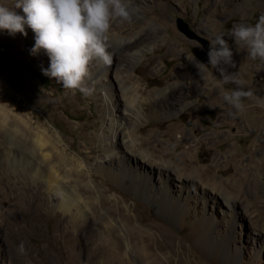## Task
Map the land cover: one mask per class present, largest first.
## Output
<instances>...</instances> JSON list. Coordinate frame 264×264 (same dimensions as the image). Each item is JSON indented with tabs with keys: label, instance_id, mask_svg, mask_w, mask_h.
<instances>
[{
	"label": "rangeland",
	"instance_id": "374dc122",
	"mask_svg": "<svg viewBox=\"0 0 264 264\" xmlns=\"http://www.w3.org/2000/svg\"><path fill=\"white\" fill-rule=\"evenodd\" d=\"M163 1L166 3L161 1L145 9L142 19L127 11V19L111 21L115 29L107 34L113 35L121 29L120 34L128 37L140 28H149L143 22L146 20L144 18L150 22L155 20L158 24L155 25L157 31L150 28L145 31L149 33L147 40L140 39L141 43L150 44V48L141 53V58L133 64L131 61H120L118 54L111 56L107 70L98 72L100 83L106 85V89L99 88L95 93L96 88L89 81L92 92L87 96L78 90L65 89L53 78L42 74L41 68L49 66V59L44 52L30 54L34 44L31 29H26L27 36L17 33L11 37L6 32L0 33L1 104L11 112L14 109L20 122L32 118L33 127L41 124L47 126L59 148H64L69 156L77 159L70 165V175L80 183L71 182L70 187L77 190L89 206L88 218L77 217L74 212H67L66 215L64 211L62 213L51 207L52 190L46 184L30 178L23 170L15 174L7 169L1 152L10 147L9 131L20 128L17 123L8 120L6 128L0 127V264H151L154 258L162 260L164 264H264V233L260 232L264 212L259 209L257 214L263 215L255 217L256 222L246 221L243 213L244 219L237 215L230 223L227 220L230 219L229 211L224 210L222 198L219 203L213 201L212 196L206 199L201 193H181L177 179H174L177 184L176 187L172 185V191L175 200L180 198L181 193L188 212L158 206L143 193L141 186L117 182L88 166H81L85 175H79L78 159L91 166L104 152L101 134L109 104L103 93H107V86L112 87L117 108L121 107L123 97L118 81L126 73L131 79L134 76L132 81L146 88L142 90L143 97H147L148 91L153 89L168 88V92L172 93L173 108L167 115L141 116L138 118L140 121L146 118L149 121L140 125L136 123L128 130V135L134 134L137 152L150 155L157 161L178 165L181 152L191 151L190 160L193 163L190 167L196 166L203 173L206 171L208 178H213L211 182L220 179L221 190L233 196L236 194L235 186L230 188L226 184L239 182V172L244 170L247 180L243 182L242 193L248 201H239L240 208H243L240 213L264 206V170L260 172L255 169L257 162H264V62L250 59L246 49L237 47L228 37L234 25L240 22L254 24L260 15H264V0ZM15 3L16 0H0V5L9 8L14 7ZM15 11L23 14L21 9ZM220 32L226 35L225 39L233 49L236 66L228 71L238 83L222 84L219 73L210 65L199 70L195 66V58L207 64L210 44ZM98 61L95 59L91 64L98 65ZM237 87L251 93L243 98L245 110L242 111H237L223 99L225 92ZM228 105L232 108L231 112L227 110ZM104 137L105 140L111 139V132L108 131ZM212 139H216V142ZM19 140L17 137L13 141L19 144ZM31 143L33 145L34 140ZM26 145L25 149L28 148ZM51 147L55 148L54 145ZM117 148H121L120 143ZM246 162L251 163L247 169L244 168ZM146 166L148 169L152 167L148 162ZM238 168H242L241 171ZM190 170L194 171L193 168ZM174 177L176 175L173 173L171 178ZM152 178L150 191H155L159 185V175L153 172ZM86 181L93 186L89 192L80 189V184ZM99 190L98 200L99 192L96 191ZM212 195L215 196V193ZM253 201L258 206L251 207L255 203ZM125 213L130 215L129 219L125 218ZM205 217L210 218L211 222H202ZM191 220L200 224L198 235L190 225ZM209 229L213 230L211 239L206 237ZM108 240V246L112 247H117L120 242L121 250L114 254L106 249L105 242ZM180 256L185 260H180Z\"/></svg>",
	"mask_w": 264,
	"mask_h": 264
},
{
	"label": "bare ground",
	"instance_id": "6f19581e",
	"mask_svg": "<svg viewBox=\"0 0 264 264\" xmlns=\"http://www.w3.org/2000/svg\"><path fill=\"white\" fill-rule=\"evenodd\" d=\"M161 1L164 2L163 0H161ZM161 1L160 0H125V4H126V7H127V11H130L131 14L134 17H138L139 19H142L144 17L145 9H149V8H151L153 6H156ZM195 1H196V3L198 2V0H195ZM240 1H242V0H240ZM247 1H249V2H261L262 0H247ZM164 3H166V2H164ZM205 4H207V3H205ZM218 5H219V3H218ZM258 5H260V4H258ZM215 10H216V8L213 9L214 13H215ZM151 12H152V10H151ZM209 12L213 13L212 11H209ZM211 16H213V15H211ZM114 19H119V17H116ZM144 19H146V20H144L143 22H145V23H147L149 25V28L151 29V31H157V27H155V25H157L158 23L155 20L150 22L149 19H147V18H144ZM127 22H129V21H127ZM128 28H131V27H128ZM111 29H115V26H113L112 24H111L109 30H111ZM147 30H145L144 28H140L138 31H136V33L134 32L135 34H132L131 37L130 36L128 37L126 35L124 36V35L120 34L121 31H123L121 29H118L117 30L118 33H115L113 35L107 34L108 38H107L106 42H107V45H108L109 53L113 57L118 54V58L120 59V61H122V62L124 61V63L130 62V61L133 64L136 63L135 61H138L141 58V53L145 49L150 48V44H148L149 42L148 43H141V41H140L141 38L146 39V35L149 34V33L145 32ZM125 32L130 33V31H128L127 29H125ZM42 52L43 51H41V53ZM182 60H184V59H182ZM98 63H99L98 65L96 63L95 64L92 63L90 65L91 79L89 81L92 84V86H94L96 88L95 89V93H98V91L101 88H105L106 87V85L103 86V84L100 83V75H98V72L102 73V71L107 70V66L109 65V64L108 65L105 64L101 60H99ZM201 71H204V70L202 69ZM201 71H199V72H201ZM261 72H263V70ZM201 73H203V72H201ZM205 73L208 74V72H205ZM197 75H199V74H197ZM186 76L187 75H185V78H186ZM132 80H134V76H132V79H131V76H127V74L125 73L123 75V77L120 78V82L118 81L120 90L122 92V97H123V105L121 107H119V108H117V104L114 101L115 99L113 97L114 93H113L112 87L107 86V93H103V94L105 95V99L108 101L109 106H108L107 115H106V117L104 119V125H103V129H102L104 135L101 134V140H103L102 142H103V144L105 146L104 147V152L100 154V156L97 158L95 164L91 165V166L87 165V163L84 164L83 163L84 161H80L78 159L79 166L80 167L81 166L83 167L84 165L86 167L88 166L90 169H95L98 172L103 173L108 178H111L112 180H115L117 182H121V181L122 182H127L130 186L139 185V186H141L143 193L151 201L156 203L158 206H162L163 208H169V209L175 208V209H177L179 211L182 210L184 212H188L189 209L187 208L186 200L185 199L182 200V198H181V193L187 191L189 193L190 192H194L196 194L197 193L198 194L201 193L202 196L206 197V199H207L208 196H212L211 199L213 201L219 202V203H220L219 199L222 198L224 200L223 203L225 205V209L224 210L229 211L228 215H229L230 219H227V220L230 223L233 222V220L237 217V215L241 216V219H244L242 217L243 213H245V215H246L245 216V220L246 221H251V222L258 221V220L255 219V217L258 216L260 218V217H262L263 214H257V210L259 209L261 212H264V206L263 205L262 206H258V203L255 202V201H253L255 203H252V206L251 205L250 206L253 207V208L258 206V207H256V209H254V210H252L250 212H249V209H246V212L245 211H241V213H240V209L241 208H240V202L239 201H241V200L243 202H247L248 201L247 197H244V194L242 193L243 192V182L247 180V176L243 173L244 170H242L243 172H239V173H241V174H239L240 177H241L239 182L235 181V182L232 183V185H231L230 182L228 184H226V185L230 186V188L235 186L234 190L236 191V194L233 196L232 194H227V193H225V192H223L221 190L222 189V186H221L222 183L221 184L219 183L220 179L218 180V178H217L216 180H214V182H211V178L212 177L208 178V176L205 174V172H206L205 170H204L205 172L203 173L196 166L190 167L192 165V163H193L190 160L192 158V152L191 151L181 152L182 158L180 157V162L178 163V165H174V164L168 163V162L165 163L164 160L163 161H161V160L157 161L155 159H152L153 157L150 158V155H147V154H144V153H141V152H137L136 146L138 144L136 143V140L134 138V134L131 133V134L128 135L127 134L128 130H130L132 128L131 127L132 125L134 127V125L136 123H137V125H140V124H144V123L149 121L148 120L149 118H146L144 121H140L138 118H140L141 116H145V115L151 116V115H153L154 117H158V116L161 117L163 115H167V112L170 109L173 108V106H172L173 103L171 101L172 93L168 92V88L150 90V91H148V96L147 97H143L142 90H145L146 88L145 87H143V88L140 87V85L138 83H135ZM3 92H4V90H3ZM179 93H180V91H179ZM207 93H208V91H207ZM3 95H5V94H3ZM12 95H14V94H12ZM214 99H216V98H214ZM1 102H2V99L0 98V127H3V129L6 128V122L8 120L10 122L17 123L19 125V127H20L19 129L10 130L9 131V136L11 138L10 144H9L10 147L7 148V150H4V152L3 151L1 152V153H3V160H4V164L6 165L7 169L9 171H11V173L14 172L15 174H20V171L23 170L24 171L23 173L28 174L30 178L32 177L35 181H40V182H43L44 184H46L47 187L50 190H52L51 193H50V196H51L50 198H52L53 201L51 200V202H50L51 204L50 205H51V207L55 208V210H60V211H62V213L65 212V214L67 212L68 213L74 212V214L77 217L78 216H83L84 218H88V212L87 211L89 210V206L87 204V201L85 199H83L82 197H80V195L78 194L77 190L72 189L70 187L71 186V182H74V181L79 182L78 180L74 179L70 175L71 174L70 165L73 164L72 162L74 160H77V159L75 157L69 156L64 148H61V149L59 148L58 144L56 143V141L53 138L52 131L47 126H45L44 124H41L38 127H33L32 118H30L29 120L27 119V120H25L23 122H20V117L18 116V113L17 114L14 113V109H12L13 112H11L10 110H7L3 106V104H1ZM9 104L10 103H8V105ZM15 109H17V107ZM231 109L232 108L230 106L227 108V110L229 112H231ZM193 110H195V109H193ZM243 110H245V108H243ZM27 111H28V109H27ZM236 113H238V112H236ZM229 124H232V123H229ZM245 125H246V123H245ZM223 126H224V124H223ZM180 130H181V128H180ZM108 131L111 132V139L107 138V140H105L104 136H105V134ZM0 132L2 134V131H0ZM227 133H228V131H227ZM17 137L20 138V140H19L20 143L19 144H16V141L15 142L13 141ZM132 139H133V142H134L133 146H132V143H133ZM33 140H34V144L32 145L31 142ZM214 140L216 142V139H214ZM215 142H214V144H216ZM21 143H23V145H21ZM119 143L121 145V148L118 149L117 146H118ZM25 144H27L26 145L28 147L27 149L24 148ZM51 145H54L55 148H52ZM216 145H218V143ZM0 147H1V145H0ZM188 147H190V146H187L186 148H188ZM71 148H73V147H71ZM229 154H231V153H229ZM220 156L222 157V155H220ZM228 160H227V162H228ZM242 161L243 160H241V162ZM147 162L149 164H151V166H152L151 169L150 168L148 169V166H146ZM247 162L244 165L245 169H247L248 167L251 166V163H247ZM80 167H79L78 171H79V175L81 176V175L84 174L83 173L84 171H82L83 168L82 167L80 168ZM190 168H193V170H194L193 172L194 173L190 170ZM238 169H240V168H238ZM241 169H240V171H241ZM255 169H257V171H260V172L263 171L264 170V162H257L256 165H255ZM153 172L157 173L159 175V179L160 180H159V185H158L157 189L155 191H150V188H151L150 187V185H151L150 178H152ZM173 173L176 175V177L171 178V175ZM153 176H155V175H153ZM25 177H26V175H25ZM29 177H27V178H29ZM174 179H177V181L179 183V185H177V187L181 188V193H179V197L180 198L177 199V200H175L174 191H172V185H175V187H176V184H177ZM226 179L228 181L229 180L232 181V179H228V178H226ZM13 181L11 180V182H13ZM257 182H256V184H257ZM253 183H255V180H253ZM1 184L3 185V183H1ZM44 184H42V187H43ZM13 185H14V183H13ZM9 186H11V185H9ZM14 187H15V185H14ZM92 188H93V186L88 181H86L85 183H82V185L80 184V189L87 190L88 192L91 191ZM38 192H39V190H38ZM96 192H99V196H97V199L99 200L98 197H100V190L96 191ZM212 193H215V196L212 195ZM167 194H170L171 196H168ZM24 196H25V194H24ZM47 196H48V194H47ZM242 196H243V198H242ZM41 197L42 196H40V198ZM102 199H105V198H101V200ZM97 202H99V201H97ZM101 202H103V201H101ZM10 205H11V203H10ZM110 208H108V209H110ZM113 214H116V213H113ZM125 218L129 219L130 215H128V214L126 215V213H125ZM209 219L210 218H208V217L206 218L205 217V219L202 222H211L210 221L211 219L210 220ZM59 222H61V221H59ZM59 224L60 223H58L57 225H59ZM190 225L193 227L194 233L198 235L199 232H200V224L195 222V220H191ZM111 227H113V225ZM260 232L264 233V223L261 224ZM115 234H117L116 231H115ZM207 234H208V236H206L207 239H211L212 235H213V230L209 229L207 231ZM110 243H111V241H110ZM105 244H106V249H109V250L113 251L114 254L118 253L121 250V248H122V245L120 244V242L117 243V247L108 246L109 240L106 241ZM92 252H94V249H93ZM106 252H108V251H106ZM113 257H115V255ZM179 258H180V260L181 259L185 260V258L182 257V256H180ZM145 260H147V259H145ZM151 264H164V263H163L162 260L154 258V259H152Z\"/></svg>",
	"mask_w": 264,
	"mask_h": 264
},
{
	"label": "clouds",
	"instance_id": "9594fccd",
	"mask_svg": "<svg viewBox=\"0 0 264 264\" xmlns=\"http://www.w3.org/2000/svg\"><path fill=\"white\" fill-rule=\"evenodd\" d=\"M15 9H21L23 14ZM128 18L125 0H16L14 7L0 5V33L15 37L27 36L26 29L34 33L31 55L41 51L49 59V66L41 68L42 74L53 78L65 89L78 90L90 95L92 88L90 64L99 59L110 64L107 33L111 21ZM225 34H216L207 53V64L195 58V66H211L219 73L222 84L238 83L228 71L234 68L233 49ZM237 47H243L252 60L264 62V15L254 24L239 23L228 34ZM239 87L225 92L223 99L237 111L243 110L242 100L250 96Z\"/></svg>",
	"mask_w": 264,
	"mask_h": 264
}]
</instances>
